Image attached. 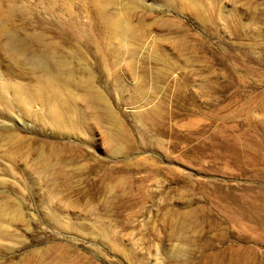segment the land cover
Returning <instances> with one entry per match:
<instances>
[{
  "label": "rangeland",
  "instance_id": "obj_1",
  "mask_svg": "<svg viewBox=\"0 0 264 264\" xmlns=\"http://www.w3.org/2000/svg\"><path fill=\"white\" fill-rule=\"evenodd\" d=\"M0 264H264V0H0Z\"/></svg>",
  "mask_w": 264,
  "mask_h": 264
},
{
  "label": "bare ground",
  "instance_id": "obj_2",
  "mask_svg": "<svg viewBox=\"0 0 264 264\" xmlns=\"http://www.w3.org/2000/svg\"><path fill=\"white\" fill-rule=\"evenodd\" d=\"M113 27L116 28V30H117V31H115L114 33H116V34L119 33V34H120V31L118 30L119 27H120V25H119V24H118V26H117V25H113ZM117 27H118V28H117ZM128 30L130 31L131 29L129 28ZM121 32H122V30H121ZM42 77H43V76H42ZM42 77H41V78H42ZM18 90H19V89H18Z\"/></svg>",
  "mask_w": 264,
  "mask_h": 264
}]
</instances>
